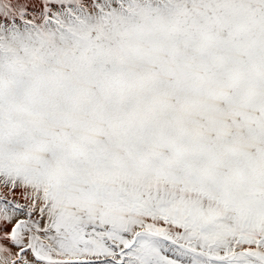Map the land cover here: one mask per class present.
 <instances>
[{
  "label": "snow or ice",
  "instance_id": "6c2138e0",
  "mask_svg": "<svg viewBox=\"0 0 264 264\" xmlns=\"http://www.w3.org/2000/svg\"><path fill=\"white\" fill-rule=\"evenodd\" d=\"M0 264H264V0H0Z\"/></svg>",
  "mask_w": 264,
  "mask_h": 264
}]
</instances>
